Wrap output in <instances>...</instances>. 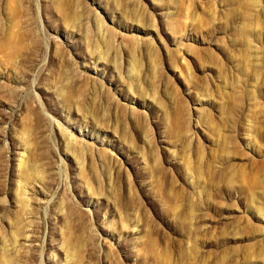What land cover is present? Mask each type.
Masks as SVG:
<instances>
[{
	"label": "rangeland",
	"instance_id": "obj_1",
	"mask_svg": "<svg viewBox=\"0 0 264 264\" xmlns=\"http://www.w3.org/2000/svg\"><path fill=\"white\" fill-rule=\"evenodd\" d=\"M0 264H264V0H0Z\"/></svg>",
	"mask_w": 264,
	"mask_h": 264
},
{
	"label": "bare ground",
	"instance_id": "obj_2",
	"mask_svg": "<svg viewBox=\"0 0 264 264\" xmlns=\"http://www.w3.org/2000/svg\"><path fill=\"white\" fill-rule=\"evenodd\" d=\"M25 157V156H24Z\"/></svg>",
	"mask_w": 264,
	"mask_h": 264
}]
</instances>
